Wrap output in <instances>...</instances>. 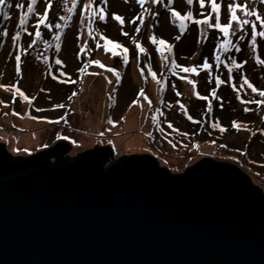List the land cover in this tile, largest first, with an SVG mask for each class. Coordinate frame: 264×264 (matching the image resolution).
<instances>
[{
	"label": "rangeland",
	"instance_id": "rangeland-1",
	"mask_svg": "<svg viewBox=\"0 0 264 264\" xmlns=\"http://www.w3.org/2000/svg\"><path fill=\"white\" fill-rule=\"evenodd\" d=\"M28 2L10 0L13 7L6 8V11H9L11 19L0 15V33L4 29L9 31L8 36L0 35V84L16 85L29 98L35 97L29 103L18 94L14 97V89L0 88V142L13 156L34 154L67 137L65 140L72 145L67 153L70 157L93 148L95 144H108L116 157L149 153L158 158L161 166L179 173L202 157L209 156L237 165L250 175L253 183L264 189V104L244 103L264 100L258 92H253L244 84L246 76L252 85L264 91V65L257 63L256 59L257 56L264 59V37L257 36L254 51L250 46V25L241 32L234 23L236 34L225 37L218 29L188 21V29L182 34L181 40L176 41L175 36L181 35L178 22L173 24L169 9H165L162 4L151 3V0H146L143 8L136 0H108L107 4L103 0H94L96 10L104 7L107 17L101 21L98 16L92 15L91 22L90 12H84L82 8L87 0H80L71 14L64 7V0H53L49 22L64 23L59 20L61 15H71L72 19L64 29L53 28L49 31L41 25L43 39L32 45L38 16L33 14L28 17L25 27L33 33L29 36L18 26L22 10L15 8L16 3L27 5ZM46 2L39 0L36 6L38 12H43ZM164 2L167 3V0ZM205 3L206 7L201 9L198 0L190 7L184 0H175L169 8L175 7L181 14L191 10L196 19L211 14V23L214 24L215 13L211 12L208 0ZM217 3L221 4L222 23L229 18V3H247L249 8L264 16V3L261 0H217ZM68 7H71V0H68ZM113 14L122 16L125 23L119 24ZM237 15L241 19H255L244 17L239 10ZM137 16L141 18L135 24L131 23ZM80 20L84 23L81 24ZM89 24L92 35H89ZM138 27L139 32L136 31ZM201 30L206 39L200 36ZM261 30L264 28L257 22V31ZM16 31H20L21 38L17 46H13L12 36ZM61 32L60 48L57 49L53 34ZM122 32H128L129 35L124 36ZM101 34L129 49L127 65L123 63V49H116L118 55L113 56L111 51H106V40L101 38ZM153 35L175 45L172 53L163 52L169 57L168 61H164L161 52L157 51L160 46L151 43L150 37ZM240 35H245V39L239 40ZM131 37H135L146 52L140 53ZM225 39H231L234 44L242 42L240 51L235 48L228 51L232 53V59L243 64L242 69H233V82L228 73L231 64L225 62L218 65L215 61L218 45ZM44 40L51 47L45 45ZM97 41L100 47H97ZM82 45H86L84 51H81ZM17 54L21 55L22 61L19 72L16 71L14 59ZM227 54L221 50V60ZM205 58L212 68H197L199 75L179 70L174 74L171 69L172 59L178 65L191 67L202 65ZM57 59L62 60L63 64H56ZM92 60L100 61L104 67L90 64ZM166 63L169 67L163 66ZM85 65L88 67L82 74L79 68ZM149 65L156 73L155 78L148 70ZM141 68L144 69L143 75ZM108 69L120 72L119 83L115 73ZM219 75L226 83H216L215 78ZM181 76L185 79H181ZM71 80L76 83H71ZM188 80L196 82L195 88ZM141 89L147 98L139 95ZM213 89H216L219 99L211 96ZM196 92L209 97L212 102L211 113L205 115L208 112V100L199 99ZM70 96L72 98L68 99ZM57 104H64L65 107H54ZM181 105L185 106L186 112L181 110ZM245 108L250 111H244ZM189 115L193 120L188 119ZM154 117L158 123L154 122ZM57 120L59 123H55ZM196 120L201 123H195ZM216 121L226 131L212 128L211 123ZM233 121L239 123V131L232 126Z\"/></svg>",
	"mask_w": 264,
	"mask_h": 264
},
{
	"label": "water",
	"instance_id": "water-1",
	"mask_svg": "<svg viewBox=\"0 0 264 264\" xmlns=\"http://www.w3.org/2000/svg\"><path fill=\"white\" fill-rule=\"evenodd\" d=\"M71 147L0 142V264H264V189L237 165Z\"/></svg>",
	"mask_w": 264,
	"mask_h": 264
},
{
	"label": "snow or ice",
	"instance_id": "snow-or-ice-1",
	"mask_svg": "<svg viewBox=\"0 0 264 264\" xmlns=\"http://www.w3.org/2000/svg\"><path fill=\"white\" fill-rule=\"evenodd\" d=\"M39 0H29V2L27 3V5H25L24 3H16L15 4V8L22 10L19 16V27L22 28L25 32H28V29L25 27V25L28 23V17L32 16L33 14H35L36 16H38V20L35 24V32H34V36L35 38L31 40V44L34 45L36 44L37 40H41L43 39L42 36V32L40 30V26L43 25L45 28H47L49 31H51L53 28L56 29H64L68 26V21H70L72 19L71 15H68L67 17L61 15L59 17L60 21H64V23H51L49 22V13L50 11L53 9V0H47V2L44 5V10L42 13L38 12L36 9V6L38 4ZM104 4H107L108 0H103ZM127 2V0H126ZM136 2L143 8L145 5L146 0H136ZM195 0H184V3L186 5H188L189 7L192 6L194 4ZM262 3H264V0H261ZM78 3H80V0H71V7H68V0H64V7L66 8L68 13H73L76 8ZM151 3L153 4H162L163 7L165 9H169L170 14H171V18H172V23L176 24L178 22L179 24V31L181 33V35H177L175 36V40L179 41L181 40L182 34L188 29V21H191L193 24L195 25H207L209 28H215L218 29L221 33H223V35L225 37H229L230 35H235L236 34V29L234 28V23L236 25H238L239 30L241 32H243L245 26L250 25L251 30H252V37H251V45L255 51V47L257 45V36L259 37H264V30L261 31H257V22H259V25L264 28V16H262L258 11H255L251 8H249L247 3H229L227 5L228 8V12H229V18L226 22H221V4L217 3V0H208V3L210 4L211 7V12L215 13V23H211L213 17L211 14L209 15H205L203 16L202 19H196L193 12L191 10L186 11L184 14H181L180 11H178L175 7H171L169 8V5H174L175 0H167V3L164 2V0H151ZM198 4L199 7L201 9H204L206 7V3L205 0H198ZM13 7V5L10 3V0H0V15H2L5 19H11V15L9 13V11H6L5 9H11ZM26 8V10H25ZM82 8L84 10V12H90V22H91V18L92 15L98 16V18L101 21H104L107 17V13L104 7H100L99 10L97 11L96 8L94 7V0H87L86 3L82 4ZM241 11L244 14V17H255L254 20H249L247 18L241 19L240 16L237 15V11ZM145 11H147V9H145ZM156 15H159V13H156ZM114 19L119 22V24H124V18L118 14H113ZM140 16H137L136 19H133L131 21V23L135 24L137 19H140ZM80 23L83 24L84 21L80 20ZM137 32L140 31L139 27L136 29ZM122 34L124 36H128L129 33L128 32H122ZM0 35L3 36H8L9 35V31L7 29H4L2 33H0ZM29 36H32L33 33L32 32H28ZM61 33H54V40L57 41L56 44V48L59 49L60 48V43L59 41L61 40ZM89 35H92V30L89 24ZM200 36L204 39H206V37L204 36L203 31H200ZM21 38V33L20 31H16L15 35L12 36V42H13V46H17V42L20 40ZM101 38L106 40V45L104 46L106 51H111L113 56L118 55V53L116 52V49L118 48H122L123 49V63L125 65L128 64L129 62V58H128V52L129 49L127 47H124L122 44L120 43H116L111 39H108L107 37H103V35L101 34ZM93 39H95V36H93ZM245 39V35H240L239 40H244ZM132 43L136 46V48L139 49L140 53H144L146 52V49H144L136 40L135 37H131ZM151 43L153 45H159L160 47L157 49V51L161 52L162 58L164 61H168L169 57L167 55H163V52L166 50L168 53H172L173 49L175 47V45L170 44L168 41L164 40L163 38H157L155 35L150 37ZM45 45H47L48 47H51V45L49 44V42L47 40L43 41ZM97 47H100L99 41H97ZM86 48V45H82L81 46V51H84ZM235 48L236 51H240V47H239V43H233L231 39H225L222 40L220 42V44L218 45L216 54H215V61L216 63L219 64H223L224 61L221 60V50L223 52H228L231 49ZM25 52L27 51L26 49L24 50ZM90 51V50H89ZM39 58V57H38ZM15 67H16V71L19 72L20 69V65H21V55L17 54L15 57ZM45 59V63H47V57L44 58ZM257 63L264 65V59H260L259 56H257ZM90 64H98L101 67H104V65L101 64L100 61H96V60H92L89 61ZM229 63L231 64V67H228V73H229V79H232L231 73L233 71V69L236 70H240L243 68V64L242 63H238L235 59H232L229 61ZM244 63H247V61H245ZM56 64L60 65L63 64V61L60 59L56 60ZM164 67H169V65L166 63L163 65ZM88 65H85L84 67L79 68V72L80 73H85L86 69H87ZM197 68H200L201 70L204 69H208L211 70L212 65L208 62L207 58H205V61L202 65L199 66H191V67H183L181 65H178L175 61V59L171 60V69L173 71V73L175 74V72L177 70L182 71L184 73H196V75H199V72L197 71ZM109 71H112L115 73L116 77H117V83H119V79H120V72L117 71L116 69H108ZM148 70L149 72H151V75L153 78L156 77V73L154 71H152L151 66H148ZM141 74L143 75L144 73V69L141 68L140 69ZM64 75H66V73H63ZM181 79H185V77L181 76ZM216 83L217 84H224L226 83L225 80L220 79L219 76H217L216 78ZM62 82H69V81H62ZM71 83L75 84L76 81L75 80H71ZM159 83V81H157ZM209 82L211 83V78L209 79ZM109 83H111V81H109ZM188 83L192 84L193 87L195 88V81L192 80H188ZM244 84L247 85L249 88H251V90L253 92H258L259 95L261 97H264V91L258 90L254 85L251 84V82L248 80V78L245 76L244 77ZM0 88H4L5 90H9V89H14V97L16 94H18L20 97H22L25 101H28L29 103H31L32 99H35V97L29 98L18 86L16 85H3L0 84ZM161 91H163V88L161 89ZM73 96L76 95V93H72ZM140 96H144L145 98H147L144 94V90L141 89ZM177 95H179V93H177ZM195 95L202 100H208V112L205 113V115H207L208 113H211L212 111V102L209 99L208 96H202L200 95L199 92H196ZM211 96L215 99H219V97L217 96V92L216 89H213L211 92ZM72 97L70 96L68 99H71ZM113 102H115L113 100ZM2 103V102H0ZM149 103H151L149 101ZM244 103H255L257 105H261L264 104V100H254V101H244ZM54 107L56 108H64L65 105L64 104H57ZM221 107H223V105H221ZM181 110L182 111H187L185 106L181 105ZM38 111H42V109H38ZM244 111H250V109L245 108ZM15 115H19V113H14ZM33 119H35V117H33ZM61 119H64V117H61ZM189 120H193L192 116H188ZM110 123H115L113 121H109ZM154 122L158 121L156 120V118L154 117ZM195 123L199 124L201 123V121L196 120L194 121ZM55 123H59V120L55 121ZM170 128L172 127L171 123H169L168 125ZM232 126L235 127L237 129V131L240 130V125L238 122L233 121L232 122ZM211 127L212 128H219V130L221 132L226 131V129L224 127H222L219 123V121L213 122L211 123ZM178 131V130H177ZM183 135H188L187 133H183ZM63 139H67V137H63Z\"/></svg>",
	"mask_w": 264,
	"mask_h": 264
},
{
	"label": "trees",
	"instance_id": "trees-1",
	"mask_svg": "<svg viewBox=\"0 0 264 264\" xmlns=\"http://www.w3.org/2000/svg\"><path fill=\"white\" fill-rule=\"evenodd\" d=\"M5 10H7V9H5ZM241 43H242V42H241ZM241 43H239V47H240V44H241ZM241 48H242V47H241ZM223 53H224V52H223ZM225 53H228V54H227V56L225 55V56H226L225 58L222 56V57H223L222 60L224 61V63H225V62L229 63V62L227 61V59L232 60V58H233L232 55H231L232 53H229V52H225ZM201 54H205V53H204V52H201ZM233 56H234V54H233ZM231 57H232V58H231ZM237 62H238V61H237ZM238 63H239V62H238ZM185 67H188V66L185 65ZM233 71H234V70H233ZM219 77H220V79H222V77H221L220 75H219ZM232 77H233V78L231 79V81L233 82V81H235V78H234L233 75H232Z\"/></svg>",
	"mask_w": 264,
	"mask_h": 264
},
{
	"label": "flooded vegetation",
	"instance_id": "flooded-vegetation-1",
	"mask_svg": "<svg viewBox=\"0 0 264 264\" xmlns=\"http://www.w3.org/2000/svg\"><path fill=\"white\" fill-rule=\"evenodd\" d=\"M74 157H76V156H72V158H74ZM54 160H52V162H53Z\"/></svg>",
	"mask_w": 264,
	"mask_h": 264
}]
</instances>
